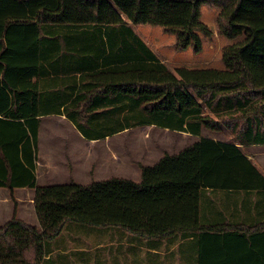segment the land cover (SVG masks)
I'll return each mask as SVG.
<instances>
[{"label": "trees", "instance_id": "1", "mask_svg": "<svg viewBox=\"0 0 264 264\" xmlns=\"http://www.w3.org/2000/svg\"><path fill=\"white\" fill-rule=\"evenodd\" d=\"M204 4L218 9L220 35L241 36L222 47V68L171 69L133 29L159 25L177 50H200L212 34L200 20ZM46 114H63L90 139L143 124L198 137L140 163L137 179L40 185ZM255 144H264V0H0V187L32 188L37 217L21 219L13 205L0 224V264H42L46 242L68 222L192 235L203 229V190L264 189L243 150Z\"/></svg>", "mask_w": 264, "mask_h": 264}, {"label": "crops", "instance_id": "2", "mask_svg": "<svg viewBox=\"0 0 264 264\" xmlns=\"http://www.w3.org/2000/svg\"><path fill=\"white\" fill-rule=\"evenodd\" d=\"M43 117L60 118L76 130L83 141L81 147L87 149L88 155L83 156V151L72 154L66 150L69 154L66 165H71L76 170L82 164L86 174L87 172L89 174L86 176L84 174L83 179L75 174L68 177L66 181L55 180L52 172V158L47 159L41 156L39 145H37L35 167L37 184L63 183L70 180L84 183L90 181L91 177L96 179V177L114 176L108 171L113 165L118 164L120 167L121 157L117 146L115 147L114 144L113 149L116 150L105 154L101 150L92 153V149H103V144L132 127L103 138L90 139L82 136L63 114H46ZM155 127L180 133L160 126ZM203 134L218 140L228 139L225 135L208 130H203ZM186 135L192 138L191 142L198 137L189 133ZM74 138L76 137L72 136V139ZM73 143L72 141L71 147ZM248 155L251 157L250 154ZM94 158L98 161L96 171L93 169L94 175H92L89 172L92 161L89 159ZM98 172L101 173L100 176H97ZM40 179L44 182L39 183ZM0 189H2L0 190V207L4 206L2 212L5 214L2 216V209H0V224H2L10 218L13 205L8 204L9 190L3 187ZM15 192L21 196L17 198L20 204L16 215L36 224L33 189L18 187L15 188ZM22 198L23 200H20ZM24 200H26L27 212L20 207ZM200 225L203 227L202 230L188 236L176 233L167 237L147 238L134 235L117 226H93L68 222L58 235L46 242V254L42 264H264V189L203 190L200 198ZM210 228L220 232L215 234L209 230Z\"/></svg>", "mask_w": 264, "mask_h": 264}, {"label": "rangeland", "instance_id": "3", "mask_svg": "<svg viewBox=\"0 0 264 264\" xmlns=\"http://www.w3.org/2000/svg\"><path fill=\"white\" fill-rule=\"evenodd\" d=\"M217 14L218 9L216 7L206 4L201 6L200 20L210 27L212 34L210 37L203 39L202 47L197 51L192 47L177 50L175 48V36L164 31L159 25L135 24L133 25V29L171 69H174L178 65H185L192 68H222V47L226 44L238 41L241 36L230 39L220 35L217 31ZM41 121L38 142L39 151L41 156L47 159L52 158L54 179L57 181H66L68 177L71 175L75 176V174L80 175L81 177L79 178L83 179V175L85 174L86 176L89 173L87 172L86 174L84 168L81 166L82 164L78 166L76 170L73 169L71 165H66V161L69 159V154H67L66 150L72 154L83 151V156L88 155L86 153L87 149H82L81 147L83 141L79 138L76 130L70 126L68 122L60 120V118L43 117ZM220 134L226 137L230 135L226 130H223ZM72 136L76 138L72 139ZM191 140L192 138L187 136L186 133L169 132L163 130V128L161 129L151 125H137L127 132L117 135L110 142L103 144V149H92V153L99 152L100 150L103 154L110 153V151L116 150L113 149L115 144L121 157V163L120 167L118 164H116V166H109L108 173L114 176L137 179L139 176L140 163L151 164L157 160L163 152H175L191 142ZM72 141L74 142L73 147H71ZM243 150L247 154H250L253 162L264 173V144L245 146ZM89 161H92L91 166H89V172L94 175L93 169L96 171V163L98 160L96 161V158H94L93 160L89 159ZM100 174L101 173L98 172L97 176H100ZM91 179H93V177H91ZM96 179L101 178L96 177ZM43 182V179L39 180V183ZM19 197L21 196H18V192L16 193L15 190H13L11 195L9 192L8 204H16V211L20 204L17 199ZM20 200H23V198ZM24 201L25 202H23L20 207L21 210L27 212L26 200ZM3 207H0V209ZM4 215L5 214L2 212V216Z\"/></svg>", "mask_w": 264, "mask_h": 264}]
</instances>
